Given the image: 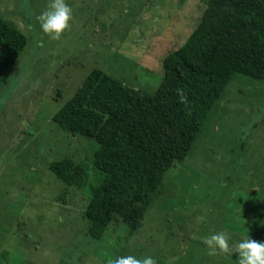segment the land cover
<instances>
[{
    "label": "rangeland",
    "instance_id": "rangeland-1",
    "mask_svg": "<svg viewBox=\"0 0 264 264\" xmlns=\"http://www.w3.org/2000/svg\"><path fill=\"white\" fill-rule=\"evenodd\" d=\"M208 1L66 0L70 29L52 41L36 20L50 0H0V18L26 38L0 73V264H108L127 255L238 264L237 254L207 255L203 238L224 231L230 246L264 242V81L234 74L139 229L118 220L98 240L84 213L103 177L92 165L99 146L51 119L93 69L153 94L163 58L185 43ZM64 159L83 173V188L50 172Z\"/></svg>",
    "mask_w": 264,
    "mask_h": 264
},
{
    "label": "trees",
    "instance_id": "trees-1",
    "mask_svg": "<svg viewBox=\"0 0 264 264\" xmlns=\"http://www.w3.org/2000/svg\"><path fill=\"white\" fill-rule=\"evenodd\" d=\"M25 46V36L0 18V73ZM161 65L153 94L93 69L51 118L99 146L92 165L103 177L90 187L84 213L95 240L118 220L130 232L139 229L166 173L190 152L234 74L264 81V0H209L185 43ZM49 170L65 186L86 185L69 160L51 162Z\"/></svg>",
    "mask_w": 264,
    "mask_h": 264
},
{
    "label": "clouds",
    "instance_id": "clouds-1",
    "mask_svg": "<svg viewBox=\"0 0 264 264\" xmlns=\"http://www.w3.org/2000/svg\"><path fill=\"white\" fill-rule=\"evenodd\" d=\"M72 18V8L66 3V0H50L36 20L45 36L52 41H59L65 31L70 29ZM177 94L181 100L185 99L182 89H177ZM229 239V235L224 231L203 238L207 255L237 254L238 264H264V242L244 238L230 246ZM108 264H157V261L151 256L137 258L127 255L110 259Z\"/></svg>",
    "mask_w": 264,
    "mask_h": 264
}]
</instances>
